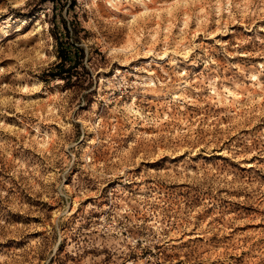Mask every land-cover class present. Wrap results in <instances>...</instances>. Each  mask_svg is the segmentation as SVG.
Wrapping results in <instances>:
<instances>
[{
	"label": "rangeland",
	"instance_id": "rangeland-1",
	"mask_svg": "<svg viewBox=\"0 0 264 264\" xmlns=\"http://www.w3.org/2000/svg\"><path fill=\"white\" fill-rule=\"evenodd\" d=\"M0 264H264V0H0Z\"/></svg>",
	"mask_w": 264,
	"mask_h": 264
},
{
	"label": "trees",
	"instance_id": "trees-1",
	"mask_svg": "<svg viewBox=\"0 0 264 264\" xmlns=\"http://www.w3.org/2000/svg\"><path fill=\"white\" fill-rule=\"evenodd\" d=\"M59 45H60L59 51L61 53L60 56H62V58L64 57L65 58L64 60H72V58H74V56L70 57L71 56L70 54L73 53V55H74V54H76L77 50H79L78 47L72 45L71 43H65L64 44V43H62V41H60ZM72 62L70 61L68 63V67L74 66L72 64H74L76 62V57L72 60ZM60 65H62V63L61 64L58 63L56 66H60Z\"/></svg>",
	"mask_w": 264,
	"mask_h": 264
}]
</instances>
